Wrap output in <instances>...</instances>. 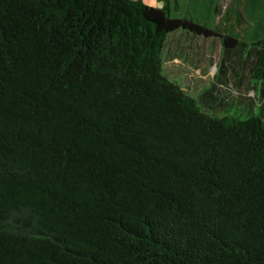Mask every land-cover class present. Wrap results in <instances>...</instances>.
Instances as JSON below:
<instances>
[{"label": "trees", "instance_id": "trees-1", "mask_svg": "<svg viewBox=\"0 0 264 264\" xmlns=\"http://www.w3.org/2000/svg\"><path fill=\"white\" fill-rule=\"evenodd\" d=\"M178 29L246 46L144 0H0V264H264L263 102L204 109L163 73Z\"/></svg>", "mask_w": 264, "mask_h": 264}, {"label": "rangeland", "instance_id": "rangeland-1", "mask_svg": "<svg viewBox=\"0 0 264 264\" xmlns=\"http://www.w3.org/2000/svg\"><path fill=\"white\" fill-rule=\"evenodd\" d=\"M144 1L158 7L167 5L172 17H186L243 42L244 49L224 51L218 36L178 29L165 43L163 73L196 96L210 113L230 110L244 114L251 108L259 112L258 103L264 106V97L259 100L261 88L251 84L248 69L252 54L245 49L264 38V0ZM220 67L224 76L219 74ZM235 70L237 76L232 74Z\"/></svg>", "mask_w": 264, "mask_h": 264}]
</instances>
